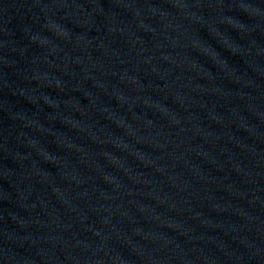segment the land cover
I'll list each match as a JSON object with an SVG mask.
<instances>
[{
	"label": "water",
	"instance_id": "95a60500",
	"mask_svg": "<svg viewBox=\"0 0 264 264\" xmlns=\"http://www.w3.org/2000/svg\"><path fill=\"white\" fill-rule=\"evenodd\" d=\"M0 264H264V0H0Z\"/></svg>",
	"mask_w": 264,
	"mask_h": 264
}]
</instances>
